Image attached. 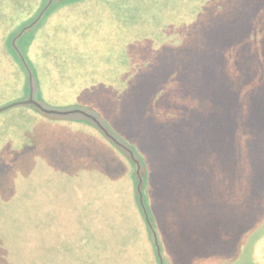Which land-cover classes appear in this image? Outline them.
<instances>
[{
    "label": "rangeland",
    "instance_id": "1",
    "mask_svg": "<svg viewBox=\"0 0 264 264\" xmlns=\"http://www.w3.org/2000/svg\"><path fill=\"white\" fill-rule=\"evenodd\" d=\"M47 4L46 0H38L32 6V14L23 20L29 22L23 24L16 21L12 27L4 19L2 21L1 15L5 10L0 8V109L32 98L49 110L59 113V110L65 109L57 118L55 114H48L46 117L51 121L39 118V123L48 129H42L38 137H35L38 124L34 125L37 118H19L25 107H13L0 114V122L4 125L18 119L19 136L14 140L31 141L29 150L16 161V166L27 169L28 177L25 175L24 179L30 178L34 186L43 183L34 195H27L20 224L10 231V236L19 234L23 242L31 243L29 248L19 247L22 253L20 264H24L30 254L36 256V264H264V201L261 221L251 231L243 236L241 231L238 232L244 228L240 223H233L229 230L227 222L217 215V190L213 179L195 185L194 181L199 183L202 179L199 165L182 172V164H171L170 168L166 166L161 171L160 163H153L156 158L153 150L148 156V163L142 148L130 140L135 133L114 117L111 105L95 93L98 82L110 85L126 66L120 60L125 51L122 42L129 36H134L133 42L145 40L141 30L152 21H123L120 28H116L117 21H111L115 16L114 9H107L105 16L100 18L102 21L93 17L85 25L81 24L84 21H36ZM81 4L88 9L89 16L93 15L89 8H102L104 0H83ZM98 27H101L100 33L96 31ZM73 28L79 29L71 32ZM115 29L117 32L114 34ZM262 30L263 24L244 21L231 40V44L239 49L235 52L237 61L229 67V71H233L238 63L246 64L245 81L252 83L251 89L243 93L245 77L234 72L230 73L231 82L223 84L230 99L239 104L237 110H232L237 117L251 118L253 114L264 119V36L258 34ZM16 36H20L16 41L21 57L30 59L29 70L19 65L23 60H18L21 57L10 44ZM11 53L15 59L13 63L19 67L16 84L9 72ZM251 57H254L252 64L247 66ZM52 58L67 60L69 71L65 77L55 71L57 67ZM50 71L51 75H47ZM234 106L232 103L231 108ZM91 108L102 116L100 121L96 113L87 114L91 113ZM82 123L96 129L100 123L112 127L139 154L140 161L134 168L147 167L145 177L138 178L136 183L139 184L133 189L131 177L134 170L133 166H128L130 190L124 196L125 202L123 196L118 198L121 202L118 205L111 198L113 205L106 208L102 200L106 199L104 192L101 196L90 193L97 189L86 182L95 176V168L89 160L92 151L78 144L79 139L75 141L77 136L73 135L78 130L89 128ZM7 125L0 130L5 137L7 134L13 137ZM30 128V133L34 132L32 139L27 135ZM45 135L50 136L51 141ZM24 142L17 148L21 149ZM10 146L15 147L13 142L8 141ZM167 149L164 145L161 151ZM242 176L247 181L250 178L264 179V173L256 174L252 168L242 171ZM95 177H107L111 183L117 174L115 168L110 167ZM226 178L222 174L221 181ZM137 190L138 195L134 194ZM137 197L142 206L137 203ZM44 199L50 209L61 206L56 210L57 215L66 216L64 222L70 218L77 220L82 226L81 231L59 227L56 231L51 227L49 222L54 215L40 208ZM244 216L241 211L240 217ZM137 220L142 223L140 230ZM246 224L250 223L247 221ZM43 241H47L46 245ZM91 241L98 245L97 250L92 248L95 244L92 245ZM24 249L28 250L25 252ZM62 250L67 252L59 258L63 260H58ZM88 256L94 258L93 263L89 262ZM16 264H19V259Z\"/></svg>",
    "mask_w": 264,
    "mask_h": 264
},
{
    "label": "trees",
    "instance_id": "2",
    "mask_svg": "<svg viewBox=\"0 0 264 264\" xmlns=\"http://www.w3.org/2000/svg\"><path fill=\"white\" fill-rule=\"evenodd\" d=\"M82 1L46 0L47 7L36 21H84L81 24L85 25L93 17L102 21L100 18L105 16L107 9L115 10L111 21H117L116 28H120L123 21H152L141 30L145 40L133 42L134 36H129L122 42L125 51L120 60L126 66L110 85L98 82L95 93L105 98L107 105L112 107L114 117L119 118L135 133L130 140L142 148L148 163V156L153 150L156 157L153 163H160L161 171L166 166L170 168L171 164H182V172L199 165L202 179L199 183L194 181V184L199 186L203 181L213 179L217 190L218 217L227 222L229 230L233 223L243 224L244 228L238 232L241 231L244 236L262 218L264 179L250 178L247 181L242 176V171L252 168L256 174L264 173V119L253 114L251 118L233 115L232 110L238 109L239 104L230 99L223 84L231 82L230 73L237 72L245 77L243 93L252 87V83L245 81L246 64L238 63L233 71H229V67L237 61L235 52L239 49L231 44V40L244 21L263 24L262 33L258 34L264 36V0H134L131 3L129 0H104L102 8H89L93 12L89 16ZM34 3H38V0H0V8L5 10L1 15L2 21L4 19L11 27L16 21L28 23L29 21L23 20L32 14ZM50 10L51 15L48 17ZM77 29L79 28H73L71 32ZM96 31L100 33L101 27ZM116 32L115 29L113 33ZM18 37L20 36H16L13 41L11 39L10 44L21 57L16 41ZM28 47L30 50V44ZM10 57L9 72L16 84L19 67L13 63L12 53ZM253 59L254 57L248 59L247 66L252 64ZM255 59L258 62V58ZM18 60H23V65H19L29 70L31 62L28 57L25 60L22 56ZM52 60L57 67L55 71L65 77L69 71L67 60ZM46 74L51 75V71ZM232 103L234 108H231ZM18 106L25 107L21 110L20 119H28V116L37 118L34 124H38L35 137L41 135L39 132L42 129H48L39 123V118L51 121L46 117L48 113L43 111L46 106L37 100L34 104ZM31 107L34 110L27 111ZM90 111L87 114L96 113L98 120H101L102 116L98 112L92 108ZM58 115L61 114H55V118ZM17 122L18 119L8 125L0 122V129L7 125L13 135L10 137L7 134L5 137L0 130V264H16L18 259L20 264L22 253L19 247H31V243L22 241V235L10 236V231L20 224L27 195H34L37 188L41 189L43 185L41 183L34 186L30 178L24 179L25 175L28 177L27 169L16 166L18 158L31 146V141L26 143L14 140L19 136ZM82 124L89 128L78 130L73 134L77 136L74 140L79 139L78 144L87 146L92 151L89 160L95 168V176L108 171L110 167H114L117 174V178L111 183L107 177L88 178L86 182L97 187L89 192L99 196L104 192L106 199L102 200L106 208L113 205L111 198L118 205L121 204L118 198L123 196L125 202L124 196L130 190L129 167L133 166L134 170V176L131 177L133 189L139 184L136 183L138 178L141 180L142 176L145 177L147 167L134 168L140 161L139 154L109 125L100 123L96 129L86 123ZM30 131L31 128L27 130V135L32 139L34 132ZM45 136L51 141L50 136ZM8 141L13 142L15 147H8ZM22 142L23 146L18 149ZM164 145L168 149L162 152ZM98 166L100 167L97 168ZM222 174L227 178L221 181ZM145 184L146 189L147 183ZM137 193L139 194V190L134 192L138 195ZM76 196L77 194L74 200ZM137 203L142 206L139 199ZM60 207L50 209L45 199L40 205L41 211L54 215L49 224L56 231L59 228L81 231L82 226L77 220L70 218L64 222L66 216L57 215L56 210ZM241 211L245 213L244 217H240ZM142 219L145 224V219ZM247 221L249 225L246 224ZM137 222L140 230L142 223L140 220ZM91 242L93 245L94 241ZM43 243L46 245L47 241ZM96 246L98 247L95 244L92 248L97 250ZM27 250L24 249L25 252ZM62 251L57 256L58 260H63L59 258L67 252ZM38 254L40 255V250ZM28 257L24 264H36L35 255L30 254ZM87 259L90 263L94 262L93 257L88 256Z\"/></svg>",
    "mask_w": 264,
    "mask_h": 264
},
{
    "label": "water",
    "instance_id": "3",
    "mask_svg": "<svg viewBox=\"0 0 264 264\" xmlns=\"http://www.w3.org/2000/svg\"><path fill=\"white\" fill-rule=\"evenodd\" d=\"M35 103V99H30L29 101H26L24 103H16V104H13V105H10V106H6L2 109H0V114H2L3 112L7 111V110H10L11 108L15 107V106H18L19 104H23V105H27V104H34ZM43 111L45 113H48V114H63L62 112H65L63 110H59V113L58 111H54V110H49V109H43ZM79 113H82L81 111H79ZM83 114V113H82Z\"/></svg>",
    "mask_w": 264,
    "mask_h": 264
}]
</instances>
